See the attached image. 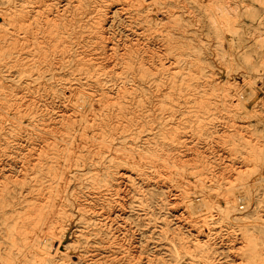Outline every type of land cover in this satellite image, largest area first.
<instances>
[{
	"label": "bare ground",
	"instance_id": "obj_1",
	"mask_svg": "<svg viewBox=\"0 0 264 264\" xmlns=\"http://www.w3.org/2000/svg\"><path fill=\"white\" fill-rule=\"evenodd\" d=\"M227 1L60 0L59 8L53 9L43 0H0V264L77 262L72 257L74 249L64 242L68 227L63 221L69 216L66 205L72 180L85 175L94 184L111 178L116 181L124 173L118 168L123 161L139 164L143 159L184 169L162 145L160 151L129 148L121 145L127 141L126 133L123 140L115 141L119 128L125 131L132 124L141 127L146 123L140 111L144 82L154 86L160 98L174 99L176 94L206 95L200 81L206 80L215 91L234 89L237 104L245 109L243 114L252 115L246 103H256L260 96L252 82L245 80V86L240 87L229 77L231 68L226 69L223 80H217L214 71H204V37L198 35V46L190 45L189 39L180 42L156 18V12L162 11L179 24L184 12H192L189 3L197 4L213 23L212 44L218 62H232L235 43L226 35L237 33L234 17L238 11L235 6L223 7ZM112 15L121 16L130 27L119 44L105 31ZM185 18L193 24L194 19ZM152 28L159 30L158 34L150 32ZM152 42L158 43L159 49L151 46ZM56 69L70 80L65 86L69 105L55 116L37 117L32 99L21 101L17 94L20 88L29 90L31 81L42 84L55 77ZM222 106L232 111L229 103L223 101ZM162 128L166 129L164 136L174 139V128ZM140 132L131 131L133 138ZM262 132L264 137V128ZM256 155L264 160V149ZM102 160L108 168H115L106 172ZM186 172L192 177L182 181L194 189H184L190 213L213 206L212 191L226 196L217 204L220 209L232 210V202L243 196L240 187H249L247 183L207 184L201 167ZM230 192L233 196L229 197ZM253 235L246 232L250 254L246 264H264V252L255 250Z\"/></svg>",
	"mask_w": 264,
	"mask_h": 264
},
{
	"label": "rangeland",
	"instance_id": "obj_2",
	"mask_svg": "<svg viewBox=\"0 0 264 264\" xmlns=\"http://www.w3.org/2000/svg\"><path fill=\"white\" fill-rule=\"evenodd\" d=\"M229 1L222 6L228 9L235 6L238 11L234 17L237 33L229 34L230 30H226L229 34L226 36H231L235 43L231 53H236V58L232 62L229 59L218 62L212 44L215 40L213 23L197 4L189 3L192 12H184L179 24L162 11L156 12V18L180 42L189 39L190 45L198 46V35L204 37L207 44L204 48L207 53L201 54L205 58L204 71H214L217 80H223L224 72L231 68L229 77L234 83L244 87L245 80L252 82L253 89L260 95L256 103H246L252 115L243 114L245 109L237 104L234 89L228 93L215 91L212 82L206 80H200L206 95L176 94L174 99L160 98L154 86L144 82L140 87L145 90L140 111L146 123L141 127L132 124L125 131L119 128L115 141L123 140L126 133L127 141L121 144L126 147L160 151L162 145L186 170L143 159L139 164L123 161L118 168L124 169V173L116 181L111 178L107 183L102 180L94 184L85 175L72 180L71 198L66 205L69 216H65L63 222L68 227L64 242H69L74 249L73 259H78L74 264H246L245 259L250 255L247 231L254 234L255 250L264 252V160L262 154L256 155L264 149V0ZM43 2L53 9L60 6V0ZM185 16L194 19L193 24ZM107 19L105 31L119 44L125 33H130V27L119 15ZM149 31L159 32L154 28ZM165 31L163 28L162 32ZM156 42L151 46L159 49ZM58 71L56 69L55 77L42 84L31 81L29 90L19 89L21 93L17 95L21 101L32 99L37 105V117L55 116L69 105L65 86L70 80ZM223 101L230 104L232 111L223 108ZM195 106V110L185 109ZM24 118L28 121L29 114H24ZM162 127L174 128V139L164 136L166 129ZM137 129L141 132L133 138L131 131ZM157 142L162 144L156 145ZM105 162L102 160L101 167L106 172L115 168H108ZM194 167H201L207 184L241 186L247 183L249 187H240L243 196L232 202V210L220 209L217 204L226 196L210 191L214 205L190 213L184 201V189L189 186L183 179L192 177L186 171ZM188 190L194 189L189 187ZM195 194L200 195L199 191ZM231 195L233 192L227 196Z\"/></svg>",
	"mask_w": 264,
	"mask_h": 264
}]
</instances>
